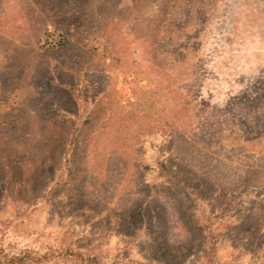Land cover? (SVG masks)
I'll use <instances>...</instances> for the list:
<instances>
[{
  "label": "rangeland",
  "instance_id": "rangeland-1",
  "mask_svg": "<svg viewBox=\"0 0 264 264\" xmlns=\"http://www.w3.org/2000/svg\"><path fill=\"white\" fill-rule=\"evenodd\" d=\"M262 33L264 0H0L3 252L264 264Z\"/></svg>",
  "mask_w": 264,
  "mask_h": 264
},
{
  "label": "trees",
  "instance_id": "trees-1",
  "mask_svg": "<svg viewBox=\"0 0 264 264\" xmlns=\"http://www.w3.org/2000/svg\"><path fill=\"white\" fill-rule=\"evenodd\" d=\"M46 46H48L47 43ZM75 47H76L75 45H73L68 41V37L64 36L63 39H61V41L59 40L55 45V47L52 48H55L57 51H60L61 53L65 54V60L68 62L69 66L76 74V79H77L76 84L74 85V87L71 86V88L73 89V92L77 94V97L78 96L83 97V99L86 100L85 101L86 104L89 105L90 108H92L90 103L91 101L90 93L93 90V84L88 80L89 77L87 73L82 69V62H83V58L81 56L82 53H80V51L74 50ZM247 95L242 93L235 96V98L236 99L245 98L248 97ZM93 114L94 117H92L91 121L95 117H97L95 112ZM89 120L90 118L85 117L84 121L82 122L79 129H77L76 133L72 134L71 136L69 135L71 138L72 136L75 137V139H72V141H70L71 144H74L73 143L74 140L75 146L73 145V147L70 150V153L67 154L65 152V156L67 155V157H63V158H64V162L67 163V165L71 163L69 159L73 158V161L76 160L75 157L78 154L77 143H76L77 136L79 135L80 131H83L82 129H84L83 126L86 124V122L87 124H89ZM63 124L64 123L61 124L59 122V124H55V125H60V127L63 128L64 127L62 126ZM229 135L232 138L239 136L237 132L231 129H229L225 133V136H229ZM75 172L77 171L75 170ZM74 176L75 175L72 174L71 178ZM173 208H175V206ZM222 211L225 210L222 209ZM67 256H69V258L73 260L75 264H102L97 257L91 255L89 256L81 251H75L70 248H64L59 250L57 249V247L54 246V248H49L48 251H46L45 253H39L35 249H27L21 252L19 255H10V256L6 255L3 252V250L0 248V257L3 258L5 264H38V263L57 264V262H59L60 260L64 259Z\"/></svg>",
  "mask_w": 264,
  "mask_h": 264
},
{
  "label": "bare ground",
  "instance_id": "bare-ground-1",
  "mask_svg": "<svg viewBox=\"0 0 264 264\" xmlns=\"http://www.w3.org/2000/svg\"><path fill=\"white\" fill-rule=\"evenodd\" d=\"M258 30V28H256Z\"/></svg>",
  "mask_w": 264,
  "mask_h": 264
}]
</instances>
